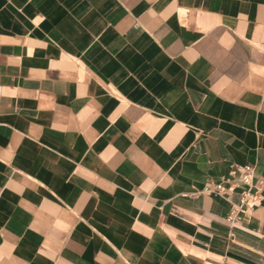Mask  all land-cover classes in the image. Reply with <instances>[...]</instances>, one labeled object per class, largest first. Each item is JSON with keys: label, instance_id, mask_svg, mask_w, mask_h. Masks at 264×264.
Here are the masks:
<instances>
[{"label": "crops", "instance_id": "crops-1", "mask_svg": "<svg viewBox=\"0 0 264 264\" xmlns=\"http://www.w3.org/2000/svg\"><path fill=\"white\" fill-rule=\"evenodd\" d=\"M0 264H264V0H0Z\"/></svg>", "mask_w": 264, "mask_h": 264}, {"label": "built area", "instance_id": "built-area-1", "mask_svg": "<svg viewBox=\"0 0 264 264\" xmlns=\"http://www.w3.org/2000/svg\"><path fill=\"white\" fill-rule=\"evenodd\" d=\"M230 174L232 177L230 180L234 185H244L240 202L233 203L229 215L231 223L236 224L242 213L246 212L248 208H253L259 204L261 200V188L254 181V168L250 164L237 165L231 170ZM214 190L224 193L227 188L222 183L209 184L205 186L203 192H211Z\"/></svg>", "mask_w": 264, "mask_h": 264}]
</instances>
